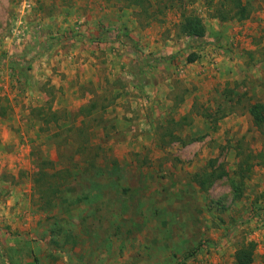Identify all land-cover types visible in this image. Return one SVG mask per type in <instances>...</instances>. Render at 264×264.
Segmentation results:
<instances>
[{"label":"rangeland","instance_id":"1","mask_svg":"<svg viewBox=\"0 0 264 264\" xmlns=\"http://www.w3.org/2000/svg\"><path fill=\"white\" fill-rule=\"evenodd\" d=\"M240 1L221 21L230 0H0V264H234L248 243L264 264V0Z\"/></svg>","mask_w":264,"mask_h":264},{"label":"trees","instance_id":"2","mask_svg":"<svg viewBox=\"0 0 264 264\" xmlns=\"http://www.w3.org/2000/svg\"><path fill=\"white\" fill-rule=\"evenodd\" d=\"M230 9L229 13L233 14L231 16H227L226 14L228 12H225L223 15H218L217 17L221 21H226L228 19H238V20H244L248 17L249 11L247 9V6L242 4L240 0H230ZM221 10H218L219 12ZM180 31L182 34H184L187 39L192 43L194 41L201 43L200 41L205 39L206 30L205 26L203 24L202 19L199 16H196L195 14L189 13L187 15L183 14L181 16V22H180ZM126 37V36H125ZM129 39V37H126V40ZM131 44H134L133 40H129ZM194 56H190L187 61L193 62ZM142 63H140L141 65ZM145 65L149 64L148 62L144 63ZM138 73H140V70H138ZM249 116L251 117L252 124L256 128H262L264 127V104L262 103H254L251 104L248 108ZM217 176L213 174H207L203 178H198L197 183L201 187L202 190H206L207 187L210 185L211 181L213 179H216ZM208 183V185H207ZM235 191V197L239 198L240 193L238 192V187L235 185L234 187ZM197 252H193V254H196ZM253 254H254V244L248 243L246 245H243L239 249L236 250L234 254V264H252L253 261ZM187 258V256H186ZM184 258V259H186Z\"/></svg>","mask_w":264,"mask_h":264},{"label":"crops","instance_id":"3","mask_svg":"<svg viewBox=\"0 0 264 264\" xmlns=\"http://www.w3.org/2000/svg\"><path fill=\"white\" fill-rule=\"evenodd\" d=\"M177 47H172L173 50H175ZM11 158H16V156H12ZM13 203V202H12ZM10 205V204H9ZM9 214V208H7V203L2 204L0 202V236H7L6 229H2L1 226L3 224H7V217ZM5 240V239H4ZM6 241V240H5ZM29 264H37L34 263L33 261L30 262ZM39 264V263H38Z\"/></svg>","mask_w":264,"mask_h":264}]
</instances>
